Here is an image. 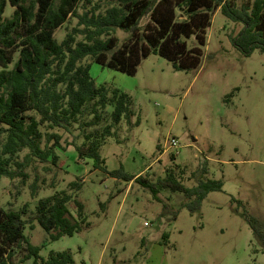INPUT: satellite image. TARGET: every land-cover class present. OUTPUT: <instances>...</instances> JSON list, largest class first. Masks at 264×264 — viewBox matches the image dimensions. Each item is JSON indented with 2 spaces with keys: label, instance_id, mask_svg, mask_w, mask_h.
<instances>
[{
  "label": "rangeland",
  "instance_id": "374dc122",
  "mask_svg": "<svg viewBox=\"0 0 264 264\" xmlns=\"http://www.w3.org/2000/svg\"><path fill=\"white\" fill-rule=\"evenodd\" d=\"M12 10L7 7L5 16ZM76 22L59 29L57 40ZM241 29L217 9L196 70L175 72L171 62L154 54L142 60L134 76L90 63L97 86L116 88L133 103L130 125L122 119L99 149L106 171L152 184L168 171L187 188L215 180L222 189L209 192L200 209L190 213L182 193L161 188L154 199L133 180L112 178L93 160L79 159L77 126L56 130L64 149L56 150L57 167L32 164L24 185L0 178V207L18 211L28 204L24 235L40 247L42 258L69 251L75 264H264V54L255 49L245 56L232 46ZM114 35L119 45L129 36L122 30ZM194 39H185L188 49ZM172 138L177 148L164 151ZM73 181L82 186L69 192L68 210L75 216L74 201L80 202L87 226L50 241L33 220L34 206L39 198L68 190ZM250 218L262 238L251 229ZM24 247L22 242L16 249L14 264H20Z\"/></svg>",
  "mask_w": 264,
  "mask_h": 264
},
{
  "label": "trees",
  "instance_id": "16d2710c",
  "mask_svg": "<svg viewBox=\"0 0 264 264\" xmlns=\"http://www.w3.org/2000/svg\"><path fill=\"white\" fill-rule=\"evenodd\" d=\"M7 7L13 9L8 17ZM217 9L242 25L230 40L233 47L245 56L255 49L264 54V0H0V178L17 179L24 185L32 164L57 167L56 150L64 149L56 130L68 132L77 126L82 138L75 146L79 159L93 160L95 168L112 178L133 180L154 199L158 189L164 188L182 193L190 213L200 209L209 192L221 191V182L199 180L187 188L168 171L152 184L119 170H105L99 149L122 119L130 125L133 103L116 88L97 86L90 76V63L134 76L142 60L154 54L171 62L175 72L196 70ZM72 19L77 21L75 26L58 41L56 32ZM115 30L129 34L120 45ZM191 37L195 45L188 49L185 39ZM139 123L137 119L133 125ZM81 186L73 181L68 190L37 200L33 220L50 241L71 237L87 226L83 205L74 201L75 216L67 206L72 201L69 192ZM37 191V185L31 184L32 197ZM27 211L28 204L18 211L0 207V264H14L22 242L25 254L20 264L27 260L75 264L69 251L50 252L46 258L39 255L40 247L31 245L24 235ZM248 222L262 238L255 221Z\"/></svg>",
  "mask_w": 264,
  "mask_h": 264
},
{
  "label": "built area",
  "instance_id": "2783aa9c",
  "mask_svg": "<svg viewBox=\"0 0 264 264\" xmlns=\"http://www.w3.org/2000/svg\"><path fill=\"white\" fill-rule=\"evenodd\" d=\"M174 148H177V141L175 138H172L171 140H169V144L164 147V151Z\"/></svg>",
  "mask_w": 264,
  "mask_h": 264
}]
</instances>
